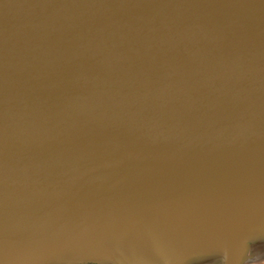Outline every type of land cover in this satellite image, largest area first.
I'll list each match as a JSON object with an SVG mask.
<instances>
[{
    "label": "water",
    "instance_id": "95a60500",
    "mask_svg": "<svg viewBox=\"0 0 264 264\" xmlns=\"http://www.w3.org/2000/svg\"><path fill=\"white\" fill-rule=\"evenodd\" d=\"M0 264H264V0H0Z\"/></svg>",
    "mask_w": 264,
    "mask_h": 264
}]
</instances>
